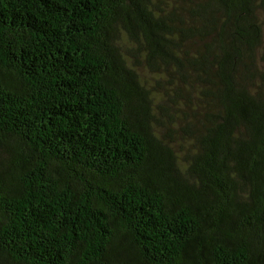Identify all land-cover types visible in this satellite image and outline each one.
Wrapping results in <instances>:
<instances>
[{"label":"trees","instance_id":"16d2710c","mask_svg":"<svg viewBox=\"0 0 264 264\" xmlns=\"http://www.w3.org/2000/svg\"><path fill=\"white\" fill-rule=\"evenodd\" d=\"M0 264H264V0H0Z\"/></svg>","mask_w":264,"mask_h":264}]
</instances>
